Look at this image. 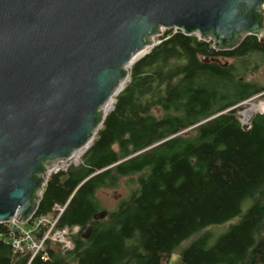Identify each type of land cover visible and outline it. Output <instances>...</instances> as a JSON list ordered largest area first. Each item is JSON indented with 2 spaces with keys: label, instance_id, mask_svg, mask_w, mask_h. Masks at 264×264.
<instances>
[{
  "label": "trees",
  "instance_id": "trees-1",
  "mask_svg": "<svg viewBox=\"0 0 264 264\" xmlns=\"http://www.w3.org/2000/svg\"><path fill=\"white\" fill-rule=\"evenodd\" d=\"M158 40L131 64L80 163L47 179L34 216L66 204L57 226L78 227L73 246L48 241L47 256L31 258L12 249L2 223L0 264H167L177 250L180 264H264V113L245 130L238 115L264 100V85L245 79L264 43L248 35L215 51L173 29ZM122 178L134 187L95 220L96 192ZM235 218L223 233L208 230Z\"/></svg>",
  "mask_w": 264,
  "mask_h": 264
},
{
  "label": "water",
  "instance_id": "water-1",
  "mask_svg": "<svg viewBox=\"0 0 264 264\" xmlns=\"http://www.w3.org/2000/svg\"><path fill=\"white\" fill-rule=\"evenodd\" d=\"M161 27L215 51L264 43V0H0V223L34 214L49 169L92 141Z\"/></svg>",
  "mask_w": 264,
  "mask_h": 264
},
{
  "label": "built area",
  "instance_id": "built-area-1",
  "mask_svg": "<svg viewBox=\"0 0 264 264\" xmlns=\"http://www.w3.org/2000/svg\"><path fill=\"white\" fill-rule=\"evenodd\" d=\"M166 29H173L174 31L179 30L181 33H183L181 29L176 27H161V33L152 36V39H154V37L157 38L156 42L153 41V45L159 42L158 37ZM192 35H195L198 39L197 34ZM149 48L151 47H148L147 49ZM127 79L128 77L125 79L124 83L127 81ZM239 122L241 126L246 125L247 128L249 127V121L247 119ZM77 151L73 152L69 157L64 158L54 167H51L48 171V177L60 171H65L71 165H75L78 161V157H74ZM65 206L66 204H55L49 215L35 217L34 214H32L23 223L18 222L15 217H12L7 222H4V224H6L8 227L9 237L7 240L12 249L15 252H29L31 254V258L36 254H41L43 257H46L47 252L45 251L44 246L48 241L59 244L64 250L70 249L73 246L72 236L76 234L78 227L59 228L57 226L58 220Z\"/></svg>",
  "mask_w": 264,
  "mask_h": 264
},
{
  "label": "rangeland",
  "instance_id": "rangeland-1",
  "mask_svg": "<svg viewBox=\"0 0 264 264\" xmlns=\"http://www.w3.org/2000/svg\"><path fill=\"white\" fill-rule=\"evenodd\" d=\"M156 41H157V38L154 37V42H156ZM147 51H148V49L144 50V52L141 56H143L145 53H147ZM263 59L264 58L261 55H251V56L247 57L248 62H250L252 65L256 64L254 69L249 70L246 73L245 79L247 81L257 83L258 85H264V62H263ZM219 60H220V62H232L233 61L232 59H225V58H223V59L220 58ZM130 66L131 65H128L127 68L129 69ZM113 105H114V98H113ZM113 105H112L111 109H109V111L112 110ZM243 105L245 108H243L240 112H238L239 121H242L245 119L243 117V114H244V112L246 113V111L248 109H250L252 107V105H255V108H254L255 110H254V113L252 114V116L255 115L256 113H258V114L264 113V100L260 97H253V98L249 99L248 101H245L243 103ZM109 111H105V114H107ZM246 119H247V117H246ZM90 145H91V141L85 149H82V150L76 152L74 157H78V161L75 165L80 163V161H81L80 157L82 156V154L87 150V148ZM133 180H129V179L127 180V178H122L118 181V184L115 187L99 189L96 192V198L101 205V210H106V211L107 210L108 211L114 210L117 207V205L119 204V202L121 201V199L125 198L128 195L130 189L134 187V182H132ZM236 220H237V218L233 219L232 221H230L224 225L212 226L208 230L213 235H218L220 233L225 232L228 229V226L230 225V223L235 222ZM183 245L184 244H181V246H183ZM178 252H179V250H177L176 252H174L171 255L170 259L167 261V264H180L178 262L179 256H180Z\"/></svg>",
  "mask_w": 264,
  "mask_h": 264
},
{
  "label": "bare ground",
  "instance_id": "bare-ground-1",
  "mask_svg": "<svg viewBox=\"0 0 264 264\" xmlns=\"http://www.w3.org/2000/svg\"><path fill=\"white\" fill-rule=\"evenodd\" d=\"M144 52V51H143ZM143 52H140V53H138L134 58H133V60L131 61V64L134 62V61H136L142 54H143ZM130 63H129V65H131ZM128 66V65H127ZM121 88V87H120ZM120 88L116 91V93L111 97V98H109L103 105L105 106V111H109V109H111V107H112V105H113V98H114V96L118 93V91H120ZM255 108V105H252V107L250 108V109H248L247 111H246V113L244 112V114H243V117L245 118V120H246V117H248L249 115H252L253 113H254V109ZM258 108V107H257ZM247 114V115H246ZM90 143V142H89ZM89 143H88V145H89ZM88 145H86L85 147H83L82 149H85ZM82 149H80V150H82ZM79 150V151H80ZM77 156V155H76ZM36 212V211H35ZM35 212H34V214H35Z\"/></svg>",
  "mask_w": 264,
  "mask_h": 264
},
{
  "label": "clouds",
  "instance_id": "clouds-1",
  "mask_svg": "<svg viewBox=\"0 0 264 264\" xmlns=\"http://www.w3.org/2000/svg\"><path fill=\"white\" fill-rule=\"evenodd\" d=\"M125 84V83H124Z\"/></svg>",
  "mask_w": 264,
  "mask_h": 264
}]
</instances>
